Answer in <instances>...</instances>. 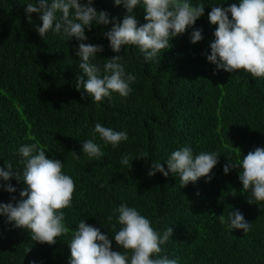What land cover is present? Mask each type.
Instances as JSON below:
<instances>
[{"label":"trees","instance_id":"obj_1","mask_svg":"<svg viewBox=\"0 0 264 264\" xmlns=\"http://www.w3.org/2000/svg\"><path fill=\"white\" fill-rule=\"evenodd\" d=\"M35 2L0 0V167L7 170L11 163L13 172L22 173L19 148L38 143L46 157L63 162L62 171L74 180L75 192L71 207L63 209L69 232L51 245L31 240L27 229L0 215V264H69V243L80 219L108 234L113 250L123 251L114 240L121 227L114 210L122 203L136 208L161 234L173 228L159 257L177 259L178 264H264V202L248 203L252 195L242 192V169L223 172L229 159L238 163L255 147H264V78L243 70L214 74L216 65L207 60L217 27L209 23L208 13L212 6L228 7L239 0H189L193 6L203 5L204 14L147 62L134 45L119 53L111 50L104 33L112 23L86 28L85 41L53 31L41 38L35 29L42 25L40 14L32 13L30 23L24 11L27 3ZM93 6L116 18L113 22L126 15L114 0H93ZM133 15L138 26L146 23L142 6ZM195 28L203 30V39L190 43ZM81 42L103 45V52L91 58L101 76L107 59L120 55L126 73L136 77L127 97L113 92L99 103L81 98L84 90L76 88L77 76L83 75L76 55ZM96 123L126 131L128 140L115 148L105 145L98 134L94 138ZM88 139L101 146L103 157L82 152ZM185 146L194 156L220 153L210 181L201 177L181 187L178 174L148 175L153 162L167 171L166 160ZM144 153L147 160L138 158ZM126 154L133 159L131 168L121 163ZM8 183L16 191L0 187V202L15 204L11 197L20 200L27 186L15 177L0 179V185ZM236 210L251 224L246 233L220 223V215L227 221Z\"/></svg>","mask_w":264,"mask_h":264},{"label":"clouds","instance_id":"obj_2","mask_svg":"<svg viewBox=\"0 0 264 264\" xmlns=\"http://www.w3.org/2000/svg\"><path fill=\"white\" fill-rule=\"evenodd\" d=\"M121 4L126 9V15L117 22H113L116 18L110 19L105 10H97L93 0H36L35 3H27L24 11L30 23L32 13L40 14L42 25L35 26V29L41 38L53 31L57 34L62 32L70 39L85 41L88 39L86 28L91 30L94 24L112 23L111 29L104 33L111 50L119 53L125 46L134 45L146 62L154 59L161 50L170 48L169 39L184 34L204 14L203 5L193 6L189 0H114V5ZM138 5L143 7L146 21L139 26L133 15ZM208 20L217 26L213 33L215 38L210 43V54H207V60L216 65L214 74L221 69L229 73L243 70L253 78H264V0H239L228 7L212 6ZM202 31L195 28L190 33V43L201 41ZM103 50V45L81 42L76 53L80 58L79 69L83 73L76 78V88H83L82 99L87 96L96 103L110 97L113 92L127 97L132 91L130 85L136 80L134 75L126 73L119 62L120 55L107 59L101 76V68L93 64L91 58ZM95 134L105 145L110 144L113 148L128 140L126 131H115L100 123L95 124L94 138ZM18 151L24 158L21 161L24 164L22 173L13 172V165L8 163L7 170L0 167V179L9 181L15 177L27 187L20 191V200L11 197L15 204L0 202V215L6 216L7 222L14 227L27 229L31 240L54 244L57 237L69 232L63 223V209L71 207L75 182L63 173V162L46 157L45 149L38 143L22 145ZM82 152L89 158L104 156L101 146L93 139L82 142ZM219 155L217 152H201L194 156L192 149L185 146L172 152L166 160L167 171L160 162H153L148 175L153 176L157 171L164 176H168L169 172L178 174L181 187L201 177L210 181V173L217 165ZM138 158L147 160L148 154ZM132 160L126 154L121 163L131 168ZM236 168L242 169L239 173L242 192L251 191L252 199H248V203L264 202V147H255L238 163L229 159L223 166V172L227 174L230 169ZM0 187L9 193L16 191L11 183ZM114 211L119 213L116 219L121 225L114 240L123 251L113 250L108 234L80 219L69 243V264H178L177 259L158 256L162 251L161 245L172 237L171 226L159 233L148 218L126 203L120 204ZM112 219L110 215L108 220ZM219 220L221 224H227L229 230L242 229L246 233L251 228L239 210L230 212L227 221L223 215L219 216Z\"/></svg>","mask_w":264,"mask_h":264}]
</instances>
